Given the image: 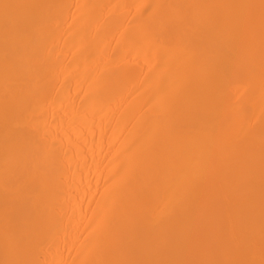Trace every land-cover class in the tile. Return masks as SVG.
Instances as JSON below:
<instances>
[{
    "label": "bare ground",
    "instance_id": "obj_1",
    "mask_svg": "<svg viewBox=\"0 0 264 264\" xmlns=\"http://www.w3.org/2000/svg\"><path fill=\"white\" fill-rule=\"evenodd\" d=\"M0 264H264V0H0Z\"/></svg>",
    "mask_w": 264,
    "mask_h": 264
}]
</instances>
